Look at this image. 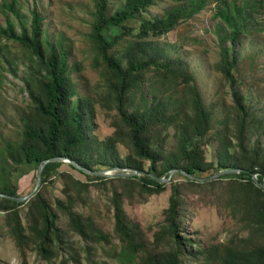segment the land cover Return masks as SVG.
Here are the masks:
<instances>
[{"label": "trees", "instance_id": "obj_1", "mask_svg": "<svg viewBox=\"0 0 264 264\" xmlns=\"http://www.w3.org/2000/svg\"><path fill=\"white\" fill-rule=\"evenodd\" d=\"M96 3L95 21L89 35L91 42L101 60L105 71L111 105L116 114L111 123L115 128L113 136L106 141L98 142L91 132V118L87 101L75 103L76 91L67 72L68 58L57 47L42 42L44 19L33 10L32 24L29 30H22L21 36L12 39L8 29L0 31V36L8 41H15L33 56L31 75L27 79V90L31 104L29 113L23 118V131L19 141H8L0 149V193L20 197L19 180L13 181V174L24 164H34L36 168L45 160L53 157H64L92 170L131 169L140 173L159 177H168L173 169L200 178L212 176L226 169H241L242 173L225 175L216 180L198 182L188 177L184 182L171 183L172 193L169 208L165 212V222L155 235L153 248H147L143 234L137 225L128 218L124 205V195L116 189L110 198L114 210V236L120 242V253L117 254L120 264H193L194 257H204L205 264H264V189L257 185L251 175H258L260 183L264 182V152L248 151L243 134L249 116L244 97L237 87L234 70L239 65V57L225 47L229 42L235 47L243 33L241 16L247 8H239L234 2L232 16L227 11L221 16L227 29L221 41L222 61L218 65L220 72L230 83L238 130V147L236 155L226 146L219 153L217 164L206 160L203 141L209 134L212 124V113L205 107L203 96L196 85L189 67L181 61L160 59L153 48L149 51L143 42L152 34H168L181 21L194 18L205 10L209 0H171L178 5L164 17L141 21L137 37L143 41H128L125 38L127 25L138 16L146 13L158 1L166 0H125L123 8L110 14L109 0H94ZM249 7V6H248ZM252 10L264 12V0L251 4ZM220 17V16H219ZM245 21V20H244ZM242 22L243 24L245 22ZM112 29L124 33L108 36ZM229 31V33L227 32ZM122 44L127 49L119 56L112 53ZM159 74L161 79L177 82L183 79L192 104L191 110L175 109L171 112L168 103L156 99L143 109L130 111L131 96L139 87L143 76L150 70ZM175 125V147L166 149L169 138L167 130ZM119 144L129 150L127 158H121ZM145 163L149 164L145 170ZM59 174L65 180V202L55 200L51 203L45 195V186L50 177ZM95 181L98 187L113 185L138 188V195H161L167 184H158L148 176L135 178L103 179L91 178L67 163L48 164L43 172L41 187L37 193L25 202L0 198V213H4L9 234L16 248L23 252L29 243L34 250L49 264L67 250L62 264L74 261L80 256L70 249L66 241V232L58 227V217L66 219V225L73 234L79 236L87 245L84 251L90 260L94 246L111 245V237L104 233L90 218H84L73 211L75 197L83 199L88 193L90 182ZM210 188L228 191L223 197L222 205L240 224L243 237L234 245L214 246L207 252L198 248L193 250L192 240L184 236L182 228V192L184 189ZM27 206L26 227L23 225L21 208ZM197 251H200L196 254ZM139 261V262H138ZM25 264V263H24Z\"/></svg>", "mask_w": 264, "mask_h": 264}, {"label": "rangeland", "instance_id": "obj_2", "mask_svg": "<svg viewBox=\"0 0 264 264\" xmlns=\"http://www.w3.org/2000/svg\"><path fill=\"white\" fill-rule=\"evenodd\" d=\"M239 8H247L241 16V25L245 31L239 43L233 47L229 42L225 47L239 57V65L234 74L237 87L244 97L249 116L243 134L247 152L258 150L264 152V12L252 10L251 4L257 0H209L203 12L194 18L183 20L168 34H152L148 39L137 37L141 21L161 18L178 5L175 1H158L148 11L127 25L128 41H143L150 51L157 50L160 59L181 61L193 74L205 107L212 113L211 130L203 141L206 160L217 164L223 146L236 155L238 147L237 113L230 83L220 72L218 65L222 61V41L227 29L221 16L227 11L235 15L234 2ZM125 0H109L110 14L120 11ZM249 6V7H248ZM36 10L44 19L42 42L58 48L68 58L67 72L75 88V103L87 101L91 118V132L98 142L106 141L113 136V116L116 114L111 105L105 68L99 59L90 39L95 21L96 3L94 0H0V31L8 29L12 38L21 36L22 30H29L32 24V12ZM235 10V9H234ZM220 16V17H219ZM229 33V31H227ZM123 30L112 29L107 35L116 36ZM127 44H122L112 53L122 56ZM33 56L15 41H8L0 36V149L5 143L19 141L23 131V118L28 115L31 104L27 90V79L32 74ZM130 100V111L143 109L151 104L154 98L163 99L173 112L175 109L191 110L192 104L183 79L172 82L161 79L153 69L142 78ZM175 125L167 130L169 138L166 149L175 147ZM121 158L129 155L125 145L119 144ZM1 159V156H0ZM145 170L149 164L145 163ZM102 170H107L102 167ZM101 171V170H100ZM91 178L95 176L90 175ZM37 168L34 164H24L13 174V181L19 180L20 197L30 194L36 185ZM173 183L184 182V178L175 175ZM97 182L89 184L88 193L78 199L76 193L73 211L84 218L92 219L95 224L111 237L112 244L94 246L90 260L84 247L87 245L81 238L69 231L66 219L58 217V227L66 232V241L70 249L79 254V258L66 264H120L117 254L120 253V242L114 236V210L110 198L116 189L124 195L123 205L129 220L139 227L147 245L144 253L153 248L155 235L161 230L170 205L172 185L168 183L161 195H138V188L118 185L98 187ZM65 180L59 175L50 177L45 186V195L53 203L59 199L65 202ZM41 187V186H40ZM182 228L184 236L192 240L193 250L207 252L214 246L234 245L239 237L245 234L240 224L231 216L228 209L220 207L228 191L210 188L188 187L182 192ZM28 207L21 208L23 225L27 229L26 212ZM200 251H197L199 253ZM65 250L54 260L62 264ZM193 264H205L204 257L191 259ZM139 262V261H138ZM49 264L34 250L29 243L19 251L9 234L4 213H0V264Z\"/></svg>", "mask_w": 264, "mask_h": 264}, {"label": "water", "instance_id": "obj_3", "mask_svg": "<svg viewBox=\"0 0 264 264\" xmlns=\"http://www.w3.org/2000/svg\"><path fill=\"white\" fill-rule=\"evenodd\" d=\"M51 163H67L72 165L74 168L89 174V175H93L95 177H102L103 179L109 180V179H115V178H135V177H139V176H148L150 177L152 180H154L155 182H157L158 184L162 183V184H168L172 181L173 177L175 175H182L185 177H188L191 180H196L198 182H205L207 180H216L219 179L225 175H230V174H239L242 173L243 170L241 169H226L223 171H220L212 176L206 177V178H200V177H195L187 172H185L182 169H173L172 171L169 172L168 177H159L156 178L154 176L148 175L146 173H140L136 170H131V169H113V170H101V171H92L89 170L79 164H77L75 161L69 159V158H64V157H53L50 159H47L45 161H43L37 168V179H36V185L35 188L33 189V191L23 197H13V196H9L6 195L4 193H0V198H7L13 201H17V202H25V201H29L36 193L37 191L40 189L41 186V182H42V176H43V172L46 168V166L48 164ZM252 180L259 185L261 188L264 189V182L260 183L258 180V175L256 174H252L251 175Z\"/></svg>", "mask_w": 264, "mask_h": 264}]
</instances>
